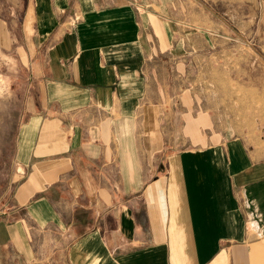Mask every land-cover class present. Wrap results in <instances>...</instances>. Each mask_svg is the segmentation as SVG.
I'll use <instances>...</instances> for the list:
<instances>
[{"label": "crops", "instance_id": "1", "mask_svg": "<svg viewBox=\"0 0 264 264\" xmlns=\"http://www.w3.org/2000/svg\"><path fill=\"white\" fill-rule=\"evenodd\" d=\"M241 1L0 0V264H264V139L195 86Z\"/></svg>", "mask_w": 264, "mask_h": 264}, {"label": "rangeland", "instance_id": "2", "mask_svg": "<svg viewBox=\"0 0 264 264\" xmlns=\"http://www.w3.org/2000/svg\"><path fill=\"white\" fill-rule=\"evenodd\" d=\"M181 6L178 8L184 10L185 3ZM202 9L206 13L219 11L224 19H215V23H224L231 32L234 27L236 33L225 40L223 48L218 45L211 51L208 63L197 68L195 78L202 75L204 79L195 86L204 91L205 104L212 112L220 113L231 131L234 126L238 132L261 141L264 139V0H242L235 8L227 2L215 9L197 3L194 10L202 13ZM233 13L236 14L234 21L230 17ZM214 42L221 44L223 40ZM9 90H12L11 82L0 76V122L7 124L14 122V114H4L5 108L11 106L10 100L5 98ZM0 133L3 141L10 138L11 132ZM7 159L8 156L0 155L1 171L9 169Z\"/></svg>", "mask_w": 264, "mask_h": 264}]
</instances>
